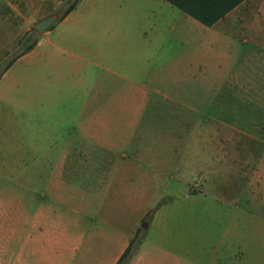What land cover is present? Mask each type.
I'll use <instances>...</instances> for the list:
<instances>
[{
    "label": "rangeland",
    "instance_id": "374dc122",
    "mask_svg": "<svg viewBox=\"0 0 264 264\" xmlns=\"http://www.w3.org/2000/svg\"><path fill=\"white\" fill-rule=\"evenodd\" d=\"M72 1L0 0V187L69 158L77 197L106 194L77 254L139 210L119 264H264V0L229 12L234 43L214 48L165 0H80L34 27Z\"/></svg>",
    "mask_w": 264,
    "mask_h": 264
},
{
    "label": "crops",
    "instance_id": "0c3cea01",
    "mask_svg": "<svg viewBox=\"0 0 264 264\" xmlns=\"http://www.w3.org/2000/svg\"><path fill=\"white\" fill-rule=\"evenodd\" d=\"M71 12L59 20H64ZM227 15L215 25L205 26V30H201L200 48H214L213 44L216 41L233 45L231 35L226 30L217 29V24ZM75 177L74 160L70 163V159L65 157H36L28 160L21 169L18 189L12 190L9 185L7 187L6 184L1 185L0 264L118 262L129 245L131 235L138 230L137 221L145 212L135 211V217L133 216L126 234L123 232L122 236H118L115 233L114 239L109 243L100 239L99 250L94 249L90 252L87 250L84 254H77V223L86 219L92 222L94 220L92 214L104 217L102 209L105 208L106 194L87 192L77 197ZM70 178L71 184L69 183L66 189L61 188L63 182L69 181ZM12 223L18 224V227H10ZM108 244L111 247L106 248Z\"/></svg>",
    "mask_w": 264,
    "mask_h": 264
},
{
    "label": "trees",
    "instance_id": "16d2710c",
    "mask_svg": "<svg viewBox=\"0 0 264 264\" xmlns=\"http://www.w3.org/2000/svg\"><path fill=\"white\" fill-rule=\"evenodd\" d=\"M80 0L72 1L62 13L60 19L71 12L77 2ZM170 4L177 7L184 13L191 16L193 19L197 20L206 27H211L215 25L219 20H221L225 15L235 9L245 0H167ZM33 44H30L27 48L31 49ZM133 240L124 250L123 254L119 258L116 264L123 261L130 253Z\"/></svg>",
    "mask_w": 264,
    "mask_h": 264
},
{
    "label": "water",
    "instance_id": "95a60500",
    "mask_svg": "<svg viewBox=\"0 0 264 264\" xmlns=\"http://www.w3.org/2000/svg\"><path fill=\"white\" fill-rule=\"evenodd\" d=\"M59 17L55 13L48 14L34 23V27L40 32L45 33L49 28H51L57 21ZM146 225H144L145 227Z\"/></svg>",
    "mask_w": 264,
    "mask_h": 264
}]
</instances>
